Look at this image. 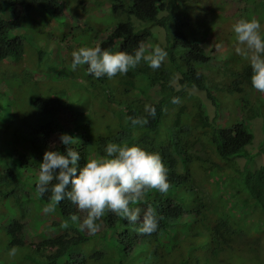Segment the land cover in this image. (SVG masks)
I'll return each instance as SVG.
<instances>
[{"label":"trees","instance_id":"trees-1","mask_svg":"<svg viewBox=\"0 0 264 264\" xmlns=\"http://www.w3.org/2000/svg\"><path fill=\"white\" fill-rule=\"evenodd\" d=\"M241 16L258 19L264 32V0H0V228L7 226L0 260L264 264V165L248 150L251 122L261 119L264 132V93L233 48ZM144 25L161 29L163 39ZM140 41L165 49L160 68L142 62L111 79L90 76L86 65L70 68L80 46L132 52ZM191 90L204 93L212 117ZM74 103L87 108L75 112ZM146 104L155 118L131 124ZM103 120L113 143L159 152L167 167L168 190L150 189L130 205L151 204L161 217L150 235L107 211L96 233L81 231L70 215L84 213L64 200L45 214L49 194H35L44 151H63L59 135L67 133L83 164L102 154Z\"/></svg>","mask_w":264,"mask_h":264},{"label":"clouds","instance_id":"clouds-1","mask_svg":"<svg viewBox=\"0 0 264 264\" xmlns=\"http://www.w3.org/2000/svg\"><path fill=\"white\" fill-rule=\"evenodd\" d=\"M232 32L235 53L246 59L250 66L251 86L264 93V32L260 21L241 16L233 23ZM70 55L73 71L86 65L90 76L111 79L117 74H127L142 62L153 70L158 69L167 52L158 44L146 46L140 41L132 52L113 51L96 44L80 46ZM180 102V97H171V103ZM143 112L140 117H130L131 124L143 125L149 117L156 116L152 104H146ZM75 141L73 136L61 133L59 142L64 150L46 149L38 163L35 194L37 198L49 194V203L43 206V213H52L57 204L67 200L78 212L84 213L83 217L76 213L70 215L71 222L81 231L96 233L106 211L123 217L130 224L139 223L136 229L139 234L150 235L157 231L161 217L151 204H146L143 210L130 205L141 200L150 189L160 193L168 190V170L160 153L135 143H107L102 154L93 155L81 164ZM9 252L14 254V249Z\"/></svg>","mask_w":264,"mask_h":264},{"label":"rangeland","instance_id":"rangeland-1","mask_svg":"<svg viewBox=\"0 0 264 264\" xmlns=\"http://www.w3.org/2000/svg\"><path fill=\"white\" fill-rule=\"evenodd\" d=\"M145 30H151L153 32H157L160 39H163V36H164V32L157 28L156 26L154 25H144L143 26ZM125 87V85H123ZM224 89L223 86H217L216 89ZM192 93L196 94V95H199L204 103H205V107H206V111L208 113V115L210 117H212L214 115V109L213 107L211 106V104L209 103V101L207 100V98L205 97L204 93L202 92H199L197 90H191ZM87 108V104L84 103V104H73L71 106V110L75 111V112H78V111H83V110H86ZM166 119V117H164V120ZM107 122V123H106ZM176 122V121H175ZM175 122H172V121H168L167 123L170 125V126H175ZM108 123H110L108 120H103L102 121V124H101V131L104 135V139H103V144L104 146L107 144V143H113L112 142V139H113V130L110 129V127L107 125ZM251 128L253 130V133H254V143L248 147V150L255 154V165L256 166H260V165H264V155L260 153V150L263 148V142H264V132H263V124H262V121L261 119H256L254 121L251 122ZM245 164V160L242 159L240 160V165L243 166ZM4 187V184L3 182H0V194L2 197L5 196V191L3 189ZM30 212H32L33 214L35 213V210H31ZM56 214V213H55ZM59 216V215H58ZM56 216V218L58 217ZM7 227V226H6ZM6 227H1L0 231L2 232L1 235H0V247L4 244L3 242L6 240H3L4 237L3 235L5 236L6 235ZM76 226H74L73 228H75ZM78 229V228H77ZM2 237V238H1ZM18 260L16 258H13L12 256H8V257H5V258H2L0 260V264H17Z\"/></svg>","mask_w":264,"mask_h":264}]
</instances>
